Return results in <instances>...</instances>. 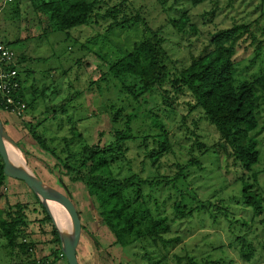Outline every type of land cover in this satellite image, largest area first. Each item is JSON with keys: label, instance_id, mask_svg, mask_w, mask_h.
I'll return each mask as SVG.
<instances>
[{"label": "rangeland", "instance_id": "rangeland-1", "mask_svg": "<svg viewBox=\"0 0 264 264\" xmlns=\"http://www.w3.org/2000/svg\"><path fill=\"white\" fill-rule=\"evenodd\" d=\"M45 1L13 0L8 3L7 0H0V6L4 4L0 12V41L28 60L22 65L21 72L22 78H27L29 100L25 122L13 115L19 120V123L14 122L17 127L8 121L6 114L0 112V118L7 134L22 143L18 149L30 172L39 174L53 190L67 195L55 176L41 165L45 162L54 168L59 162L54 156L46 157L38 152L30 130L35 129L38 135L43 136L47 145L60 157L66 158L72 154V162L77 163L85 144L96 143L101 133L112 130L110 118L117 109L125 107L126 114L133 113L139 105L130 97L118 93L120 85L106 73L112 61L128 53L144 39V28L126 26L109 33L110 22L98 19V24L93 22L69 33L58 32L41 11V4ZM102 1L100 14L124 0ZM125 1L127 12L132 15L142 12L153 31L161 30L160 36L164 37L166 49L178 69L188 66L194 57L199 56L219 31L234 25H250L252 32L245 34L235 45L233 80L239 87L264 73V45L260 51L256 50L260 42L264 43V0H214L198 7L192 6L188 0ZM184 14L197 28V33L189 27L179 32L170 22L171 19L179 21ZM169 98L175 101V107L164 105L160 92L151 97L148 100L150 104L145 103L143 108L138 109L142 116L134 125L143 135L148 125L150 128L147 131L153 128V117L157 116L165 123L173 151L159 162V170L143 164L144 154L136 144H131L127 158L121 157V162H113L103 168L102 174L124 179L135 173L143 180L162 182L163 186L159 187L143 186L139 201L154 216L169 219L170 232L164 239L178 241L167 246L159 240L156 243L143 241L128 248L113 246V240L102 227L97 206L89 199L85 184L79 183L71 188L74 202L84 212L83 225L102 247L98 253L89 235H85L86 241L81 243L80 251L84 258L80 259V263L186 264L188 258H193L202 264H264V213L255 217L253 210L246 207L241 199L243 182L248 181L249 174L240 163L212 150L218 136L200 110L189 112V106L194 102L188 94L178 95L173 89ZM69 117H72V121L68 120ZM258 119L260 157L253 172L258 173L260 193L264 197V103L259 109ZM74 127L79 134L67 148L63 139L73 137L71 129ZM25 149L34 155L27 157ZM38 156L41 158L37 159ZM129 161L132 162L133 173L129 172ZM194 161L199 165L188 166ZM179 166L188 169H184L187 185L178 183V190L195 197V200L189 199L188 203L195 212L193 215L187 213L184 219L179 218L174 210L175 203L180 201L179 191L168 183L179 171ZM55 174H58V170H55ZM2 194L1 210L8 209L7 200L12 205L19 202L27 204L25 211L29 218V240H47L49 236L39 233L40 229L48 231L49 224L35 223V220L44 219L46 214L36 204L25 183L7 178ZM196 198L204 207L197 203ZM185 211L190 209L186 208ZM243 241L251 247L249 260L242 255ZM54 248L37 243L29 259L32 263L41 262ZM88 253L89 260L84 262ZM145 253L147 256L143 258ZM26 261L19 251L12 252L7 247L0 233V264H28Z\"/></svg>", "mask_w": 264, "mask_h": 264}, {"label": "trees", "instance_id": "trees-1", "mask_svg": "<svg viewBox=\"0 0 264 264\" xmlns=\"http://www.w3.org/2000/svg\"><path fill=\"white\" fill-rule=\"evenodd\" d=\"M212 1L214 0H188L194 7ZM125 4L124 0L109 8L104 14H100L103 8L102 0H47L41 4V11L50 20L52 28L58 32L69 33L73 29L89 26L93 22L98 24L100 20L110 22L107 29L109 33L117 28L124 29L126 26L138 25L144 28V39L128 53L112 61L106 73L120 85L118 93L126 95L127 98L130 97V100L135 101L139 107L129 114L125 113L127 111L125 107L117 109L110 118L112 130L109 133H101L96 143L85 144L82 157L77 163L72 162V154L66 158L60 157L47 145L43 136L38 135L35 129H31L30 135L38 152L42 156H54L59 162L54 168L47 166L43 160H41V163L43 162L41 165L55 176L76 208L71 188L79 183L85 184L88 197L97 206L102 227L113 240V246L128 248L147 240L153 243L159 240L164 246L177 242V239L168 241L164 239V236L170 232L169 219L160 215L154 216L151 211L143 207L144 203L139 201L142 198L143 186L159 187L163 186L162 182L141 179L138 174L133 173L131 161L128 162L129 172L133 174L129 177L119 179L102 174L103 168L109 167L113 162H121V157L127 158V154L131 151V144H136L144 154L143 164H149L152 169L156 167L159 170V162L171 155L173 151L165 123L157 116L153 117V128L147 131L150 128L148 125L145 129L147 132L144 130L143 135L136 130L134 125L142 116L138 109L143 108L145 103L150 104L148 100L159 92L164 105L170 104L175 107L176 103L170 101L169 94L176 89L178 95L188 94L193 99L194 105L189 106V112L200 110L206 122L214 127L218 141L212 150L225 155L235 163H240L243 170L249 174L248 181L243 182L241 190L242 203L253 210L255 217L263 215L264 197L260 193L258 173L253 172V167L258 164L260 157L257 139L259 137L258 117L259 109L264 103V73L252 81L242 83L239 87L233 80L235 64L232 57L235 53V45L245 34L252 32L250 25H234L229 29L219 31L199 56L194 57L188 66L178 69L176 65H173L164 37L160 36L161 30L153 31L142 12L132 15L126 11ZM170 22L179 32H184L189 27L197 33V28L190 23V19L185 14L179 21L171 19ZM262 35H264V28ZM263 45L264 43L260 42L256 50L260 51ZM8 47L11 46L8 45ZM25 57L16 53L15 68L22 81L19 98L28 109L27 78L23 79L21 72L22 65L28 61ZM27 74L26 72V76ZM20 120L25 122L27 118L23 116ZM68 120L72 121V117ZM195 127L199 128L197 124ZM71 133L72 138L63 139L67 148L74 142L79 130L74 127ZM14 141L19 147L22 146L19 141ZM24 154L29 158L34 155L27 149ZM38 158L41 157L38 156ZM198 165L197 161L188 164L190 167ZM184 169L188 168L179 166L177 174L171 181H168L170 185H173V189L179 191L180 201L175 203L174 210L181 219L186 218L187 213L193 215L195 212L188 204L189 199L195 200V197L190 196L189 193L184 194L177 188L178 183L183 186L187 185V175ZM55 170H58V174H55ZM36 176L42 181L39 174ZM7 178L0 155V201L3 199L2 190L6 186ZM32 194L36 204H39L46 214L44 219L35 220V223L40 225L47 223L50 226L48 231L40 229L39 235L46 234L49 237L45 241L32 242L29 240V218L25 211L27 204L19 202L12 205L7 200L8 209H0V233L6 240L7 247L12 252L19 251L26 257L28 264H68L62 252L59 233L52 219L38 197L33 192ZM197 203L202 204L198 200ZM201 207L204 205L202 204ZM186 208L190 211L186 212ZM77 210L82 221V213L78 208ZM85 234L89 235L97 252L100 253L101 243L82 224V237ZM244 242H242L244 245L242 255L245 260H249L251 247L245 245ZM37 243L45 246L52 245L55 248L41 262L32 263L29 257ZM80 251L79 246L77 250L79 263ZM146 254L143 258L147 256ZM187 260L186 264H202L193 258Z\"/></svg>", "mask_w": 264, "mask_h": 264}, {"label": "water", "instance_id": "water-1", "mask_svg": "<svg viewBox=\"0 0 264 264\" xmlns=\"http://www.w3.org/2000/svg\"><path fill=\"white\" fill-rule=\"evenodd\" d=\"M6 141L16 148H19L17 143L7 134L0 118V155L4 163V174L8 178L25 183L30 191L38 197L41 205L45 208V211L52 219L53 225L59 233L62 252L68 264H80L77 250L82 237V221L76 206L67 195L53 190V188L42 182L32 172V174H29L27 171L15 167L7 151ZM49 203H54L67 212L71 221V231L69 232V235H63L50 211L48 206Z\"/></svg>", "mask_w": 264, "mask_h": 264}, {"label": "built area", "instance_id": "built-area-1", "mask_svg": "<svg viewBox=\"0 0 264 264\" xmlns=\"http://www.w3.org/2000/svg\"><path fill=\"white\" fill-rule=\"evenodd\" d=\"M8 3L13 0H7ZM16 67V53L11 47L0 41V112L25 116L26 106L20 100L22 88Z\"/></svg>", "mask_w": 264, "mask_h": 264}, {"label": "bare ground", "instance_id": "bare-ground-1", "mask_svg": "<svg viewBox=\"0 0 264 264\" xmlns=\"http://www.w3.org/2000/svg\"><path fill=\"white\" fill-rule=\"evenodd\" d=\"M6 146H7V151L9 153V156L15 165V167L27 171L29 174H32L27 167V163L24 160L23 155L19 151L18 148L10 144L8 141H6ZM50 211L52 212L57 225L61 229L63 235H69V232L71 231V221L70 218L67 214V212L60 206L54 204V203H49L48 204ZM59 209V210H58ZM63 209V210H62Z\"/></svg>", "mask_w": 264, "mask_h": 264}, {"label": "crops", "instance_id": "crops-1", "mask_svg": "<svg viewBox=\"0 0 264 264\" xmlns=\"http://www.w3.org/2000/svg\"><path fill=\"white\" fill-rule=\"evenodd\" d=\"M12 3V2H11ZM3 8H4V4H2L1 6H0V12H2V10H3ZM6 116H7V118H8V121L9 122H11V124L13 125V126H15V127H17V124L16 123H14L15 121H18V123H19V120L18 119H16L12 114H6ZM19 128V127H18ZM23 139V138H22ZM21 141V140H20ZM21 143V142H20ZM81 213H82V219H83V213L84 212H82V211H80ZM82 224H83V221H82ZM85 235H87V234H85ZM83 241H86V239H85V236L83 235V237H82V239H81V242H80V247H81V243L83 242ZM91 241V240H90ZM89 252V251H88ZM90 253H88L87 255H86V257H85V259H84V262H86L87 260H89L88 259V255H89ZM80 256H81V258H84V257H82V255H81V252H80Z\"/></svg>", "mask_w": 264, "mask_h": 264}]
</instances>
